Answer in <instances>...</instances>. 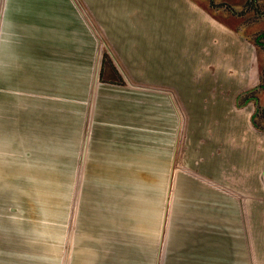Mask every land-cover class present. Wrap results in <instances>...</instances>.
<instances>
[{
	"label": "crops",
	"instance_id": "0c3cea01",
	"mask_svg": "<svg viewBox=\"0 0 264 264\" xmlns=\"http://www.w3.org/2000/svg\"><path fill=\"white\" fill-rule=\"evenodd\" d=\"M60 1L4 0L0 115L2 139L11 142L3 146L54 155L57 96L43 84L72 82L59 75L63 45L90 34L83 21L81 32L60 22ZM98 1L108 4L104 19L124 20L115 23L113 44L126 75L121 70L114 82L97 77L84 88L82 142L74 143V117L66 130L71 176L77 146L78 177L89 180L91 223L81 264H118L123 228L125 240L134 241L137 205L147 211L139 225L147 228L153 257L155 212L167 193L183 227L170 242L179 264H264V129L252 123L254 103L240 102L260 82L262 61L252 42L197 0ZM256 98L264 104V86Z\"/></svg>",
	"mask_w": 264,
	"mask_h": 264
},
{
	"label": "rangeland",
	"instance_id": "374dc122",
	"mask_svg": "<svg viewBox=\"0 0 264 264\" xmlns=\"http://www.w3.org/2000/svg\"><path fill=\"white\" fill-rule=\"evenodd\" d=\"M204 8L236 27L239 35L250 39L255 49V57L261 63L260 82L245 90L240 102L254 103L252 123L259 129H264V104H258L257 89L264 86V0H242L228 2L225 0H197ZM113 3H110V5ZM4 0H0V21L3 17ZM107 3L98 0H62L59 3L60 22L63 20L70 27L81 32L82 22L90 31L79 33L64 44V52L59 57V75H68L65 82L43 84V90L54 92L57 96L52 100L56 111L52 114V138L54 155L37 154L35 147L3 146L11 142L3 140V117L0 115V264H81L85 261L87 236L89 234V204L90 196L86 194L89 180L78 177L82 161L81 148L75 146L74 167L75 176L67 167L66 130L70 118L74 117L75 139L82 142L83 127V90L94 87L97 79L103 82H114L120 77V71L125 74V68L116 65L118 52L114 49L115 23L123 26L122 19H104ZM230 15L227 16L225 13ZM51 15L44 12V16ZM113 16V15H112ZM67 26V25H65ZM88 32V31H87ZM69 38V37H68ZM89 41V43H88ZM61 47V46H60ZM67 47V48H66ZM60 62L67 63L61 67ZM69 72V73H68ZM98 77V78H97ZM83 86V80L87 82ZM67 81V80H66ZM95 82V83H94ZM72 89V90H71ZM74 94L68 96V91ZM89 97V96H88ZM89 101V99L87 100ZM69 108L74 109L71 116ZM69 113V114H68ZM80 113V114H79ZM88 123V120H87ZM9 126V124H7ZM79 127V131H77ZM57 137V139H55ZM17 142V141H14ZM13 143V142H12ZM18 143V142H17ZM20 152L27 158L20 162ZM49 159H52L50 161ZM49 160V161H47ZM143 180H140V182ZM147 181V180H145ZM168 193L162 210L155 212V240L153 257L147 250L146 210L135 208L133 213L132 238L126 241L128 228H123V243L117 257L118 264H179L177 244L170 243L177 239L183 227L179 226L176 212L173 210V196ZM171 207V208H170ZM246 230V227H245ZM88 233V234H87ZM150 234V233H149ZM87 235V236H86ZM172 251V252H170ZM86 252V253H85ZM237 253V252H235ZM84 259V260H83ZM111 260L109 259L108 263ZM224 264H231V260ZM235 264L239 259L234 260Z\"/></svg>",
	"mask_w": 264,
	"mask_h": 264
}]
</instances>
